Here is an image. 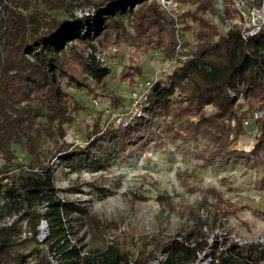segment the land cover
<instances>
[{
  "label": "trees",
  "instance_id": "obj_1",
  "mask_svg": "<svg viewBox=\"0 0 264 264\" xmlns=\"http://www.w3.org/2000/svg\"><path fill=\"white\" fill-rule=\"evenodd\" d=\"M174 1L194 4L188 11L197 24L192 49L149 81L138 113L108 127L93 124L81 144L63 138L81 105L60 80L112 96L103 82L111 71L109 60L106 55L96 59L97 49L125 39L171 58L177 44L171 19L159 0H0V264H26L30 255V264H53L51 258L57 264H128L111 248L81 251L80 237L68 222L75 204L58 194L53 157L68 169L101 168L143 146L170 142L185 149L203 140L201 148L193 149L199 166L239 160L260 172L252 183L264 189V29L244 38L236 24L224 27L228 0H221L222 31L201 13L211 0ZM53 9L65 13L57 16ZM141 73L139 63L129 60L115 78L132 85ZM207 102L214 105L209 113L202 109ZM253 110H263L253 122L254 142L247 149L235 147L247 125L242 120ZM46 137L54 146L40 149ZM15 147L24 150L25 161H14ZM96 188L98 196L109 190ZM6 217H12L9 223ZM41 219L47 227L43 241L38 239ZM23 224L36 243L27 252L14 249L25 232ZM212 245L215 260L208 264L264 259V241L230 245L226 254L216 251L215 241ZM204 246L201 238L174 236L162 243L159 264H182Z\"/></svg>",
  "mask_w": 264,
  "mask_h": 264
},
{
  "label": "rangeland",
  "instance_id": "obj_2",
  "mask_svg": "<svg viewBox=\"0 0 264 264\" xmlns=\"http://www.w3.org/2000/svg\"><path fill=\"white\" fill-rule=\"evenodd\" d=\"M169 1L166 7L159 5L172 21L177 42L173 57H164L143 42L132 43L125 39L108 42L97 49L105 51L108 57L111 71L103 82L116 97V104L112 96L102 94L101 89L88 92L65 78L60 80L62 88L81 105L73 111V121L65 125V141L82 144L93 124L116 125L119 119L135 114L141 104L145 80L163 75L192 49L197 24L188 11L194 4ZM226 5L230 12L224 27L232 24L235 17L231 0ZM222 6L221 0H211L204 13L201 12L221 31ZM52 13L61 16L65 10L53 9ZM129 60L138 62L142 68L132 85L115 78ZM239 102L244 104L242 98ZM250 123L252 129L248 124L244 127L235 147L247 149L254 142L256 126ZM203 144V140H197L185 149L170 142L151 144L137 148L126 157L114 158L101 168L68 169L56 163L53 157V181L59 196L83 209L72 207L68 214L75 237H80L81 251L97 253L111 248L128 259V264H156L162 243L178 233L187 234L190 240L197 237L206 241L212 227L218 224L226 232L245 239L260 237L264 231V189L258 190L252 183L260 172L239 160L201 167L193 149ZM53 146L50 138L41 140L40 149ZM15 153L18 156L15 162L25 161L23 149L15 147ZM98 186L109 190L98 196ZM37 227L38 239L43 241L47 230L43 219ZM22 229H25L24 237L21 236L14 249L27 252L36 243L28 236L26 224ZM31 257L26 264H30ZM51 262L54 264V259Z\"/></svg>",
  "mask_w": 264,
  "mask_h": 264
},
{
  "label": "built area",
  "instance_id": "obj_3",
  "mask_svg": "<svg viewBox=\"0 0 264 264\" xmlns=\"http://www.w3.org/2000/svg\"><path fill=\"white\" fill-rule=\"evenodd\" d=\"M170 3L169 0H159V4L166 7ZM231 4L234 8L235 17L232 20L234 24H236L239 29L242 37H247L248 35H252L260 29H264V0H231ZM90 49L88 48V52ZM96 59H103L105 57V51L98 50L94 53ZM150 80H145L143 91L141 94V99L144 98V94L149 85ZM204 112H208L211 109H214V105L211 102H207L202 107ZM263 110H253L251 114L245 117L242 120L243 124H248L250 122H254V120L262 114ZM135 113H138L135 112ZM43 208V206H42ZM12 217H6L5 222L9 223ZM184 233H178L175 236L180 239ZM216 242V251H223L226 254L227 248L230 245H245L247 243H261L264 241V231L260 237L255 239H245L242 238L235 233L226 232L222 225L215 224L209 236L206 238L205 246L199 250H196V256L186 261L182 264H208L210 261L215 260L212 255L213 245L212 242ZM192 244V243H191ZM159 259H156V264H159V261L163 258L164 254L159 248ZM52 259V258H51ZM54 264H57L54 261ZM257 264H264V259L259 260Z\"/></svg>",
  "mask_w": 264,
  "mask_h": 264
}]
</instances>
